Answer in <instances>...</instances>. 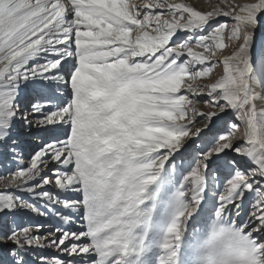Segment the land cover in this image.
Returning a JSON list of instances; mask_svg holds the SVG:
<instances>
[{
    "label": "snow or ice",
    "instance_id": "obj_1",
    "mask_svg": "<svg viewBox=\"0 0 264 264\" xmlns=\"http://www.w3.org/2000/svg\"><path fill=\"white\" fill-rule=\"evenodd\" d=\"M0 171V264H264V0H0Z\"/></svg>",
    "mask_w": 264,
    "mask_h": 264
},
{
    "label": "rangeland",
    "instance_id": "obj_2",
    "mask_svg": "<svg viewBox=\"0 0 264 264\" xmlns=\"http://www.w3.org/2000/svg\"><path fill=\"white\" fill-rule=\"evenodd\" d=\"M185 2H191L194 7H197V10L208 11V10H211L212 5L218 4L219 0H185ZM217 71H220V70L218 69ZM3 175H4V172L0 171V176H3ZM3 189H4V184L3 182H0V191H2Z\"/></svg>",
    "mask_w": 264,
    "mask_h": 264
}]
</instances>
